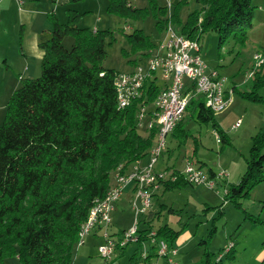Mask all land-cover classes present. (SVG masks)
<instances>
[{
    "label": "trees",
    "instance_id": "obj_1",
    "mask_svg": "<svg viewBox=\"0 0 264 264\" xmlns=\"http://www.w3.org/2000/svg\"><path fill=\"white\" fill-rule=\"evenodd\" d=\"M254 1L195 0L200 8L189 14L181 34L200 40L213 30L220 44L230 39L243 44L254 27ZM188 2L180 0L179 5ZM107 10L121 17L144 12L132 9L129 0H109ZM161 11L167 14L166 8ZM80 15L69 10L66 23L50 15L52 29L38 38L43 51L41 74L23 79L6 105L0 124V264L14 255L20 264H71L81 225L89 218L94 201L110 189L112 173L127 172L128 165L146 157L157 142L159 126L148 128L151 111L147 110L146 134L139 131L138 116L144 106L155 102L162 86L157 80L147 82L142 96L120 109L115 84L119 73L103 66L108 32L79 27ZM176 18L178 12L168 21ZM67 36L74 40L70 49L64 46ZM129 38L135 50L152 48L141 30ZM251 80L250 90L233 87L231 91L261 102L258 91L264 85V64L255 68ZM191 92L186 97L192 99L187 110L192 107L195 119L216 132L224 149L230 141L215 112L205 106L202 96L191 98L194 86ZM181 123L174 136L180 131L187 139L190 134L183 132ZM263 151L264 134H258L253 137L246 172L225 194V201L255 222L260 219L252 217L240 200L264 182ZM165 183L166 190L189 184L179 175L175 182ZM157 233L170 246L179 237V232L167 226ZM144 237L140 242L148 241L147 234Z\"/></svg>",
    "mask_w": 264,
    "mask_h": 264
},
{
    "label": "rangeland",
    "instance_id": "obj_2",
    "mask_svg": "<svg viewBox=\"0 0 264 264\" xmlns=\"http://www.w3.org/2000/svg\"><path fill=\"white\" fill-rule=\"evenodd\" d=\"M179 2L180 0H146V4H142V2L136 4L140 8L146 7L141 8L144 10L141 16L121 17L109 13L107 5L105 6V15H100L96 10L97 0H80L76 2V9L81 13L77 24L81 28L90 30L100 26L101 31H107V56L103 61V66L115 70L120 75L129 74L138 65L147 67V52L149 51L147 48L141 51L135 50L129 35L136 30H141L152 45L151 49L156 53V49L167 37L166 22L171 18L172 13L178 12V18L171 21L172 28L181 33L182 26L189 14L200 8L195 0H189L188 3L181 6ZM169 4L172 7L169 8ZM19 6L22 9L26 7L23 2ZM165 8L167 14L164 16L161 10ZM255 13L254 27L249 31L247 40L243 44L234 39L220 44L219 36L213 30L206 31L200 39L203 60L208 69L217 70L218 74L224 78L226 88H231L234 85L238 91H248L252 87L251 74L256 68L254 56L264 52V17L258 6ZM99 16L106 21L99 24L97 21ZM16 17L17 15H15ZM5 23L7 25L6 33H2V29L0 30V124L5 119L6 105L13 94L12 89L21 86L26 68L25 64L20 61L21 24H17L15 21ZM73 41L71 36H67L64 46L70 49ZM3 55L10 59L9 62L5 61ZM33 73L36 75L35 77H38L41 74V65ZM157 83L163 84L160 72ZM258 94L263 98L261 102L250 101L235 92L234 101L231 103L229 101L224 110L215 112L220 128L230 141V144L226 145L224 149H221L222 144L217 141V134L212 128L193 119L191 115L187 116L193 111V108L190 107L188 111L186 110V116H183V119L184 117L186 119L183 132L190 134V137L185 139L180 131L177 132L179 136H170L167 144L178 151L177 157L170 161L169 167L175 165L180 169L179 171L183 172L187 157H193L191 158L193 160L195 157H199L207 167H211L217 172L227 171L228 176L225 181L227 186L238 183L247 169V159L250 157L253 137L264 134V85L260 87ZM194 98H197V95ZM226 99L228 101V98ZM188 100L192 99L189 97ZM238 121H240V126L233 129V125ZM139 131L146 134L144 127H140ZM186 155L187 157H185ZM159 161L154 166L155 171H159L157 170L159 165L161 166ZM207 167L205 170L208 172L209 168ZM113 180L114 173L111 175V182ZM225 182L217 181L214 189L190 185L163 190L158 194V199L153 201L155 211L160 216L155 222L156 226L158 228L167 226L171 230L179 232L178 245L180 249L176 258L178 264H262L264 262V213L261 219L257 218L262 205H264L263 202L261 204L258 201V199H264V182L257 186L259 191L255 206L250 208L251 202L248 198L240 200L245 203L244 207L248 209V212L255 215L253 216L255 219H260L258 222H253L249 218L246 220L245 213L234 203L224 204ZM131 208L133 209V204ZM133 211V214L127 212L126 215L121 213L114 215L111 224L113 227L109 228L111 236L123 229L130 231L136 224H140V216L136 215L134 209ZM100 236L93 238L88 235L83 245L77 244L73 249L71 264H111L99 254ZM232 243L235 246L233 251L235 257L232 261L226 257H218ZM5 263L20 264L18 255L7 258Z\"/></svg>",
    "mask_w": 264,
    "mask_h": 264
},
{
    "label": "built area",
    "instance_id": "obj_3",
    "mask_svg": "<svg viewBox=\"0 0 264 264\" xmlns=\"http://www.w3.org/2000/svg\"><path fill=\"white\" fill-rule=\"evenodd\" d=\"M167 37L160 45L156 53L152 49L147 52L148 64L144 68L140 66V73H129L118 75L116 77V88L118 93V107L124 109L132 103V101L140 98L144 91L145 85L151 80L158 81V73L156 71V63L165 64V72H160L163 81V103L161 109H154L150 113V117L159 116L157 125L163 126V143H160L157 150H153L150 157V163L146 166H134L129 178H121V172L116 174V192L110 194V197H101L100 204L95 205L96 220L88 221V217L81 225V243H85V238L96 229L102 231L104 244L98 248L99 254L103 259L110 261L114 250L117 247H125L130 243H139L141 241L140 227L136 224L130 231L122 232L119 239H114L109 228L113 220V212L115 208H106V200L115 199V207L124 189L129 185H134V200L133 209L136 215L148 213L152 206L156 193L165 186L163 181V171H155L154 166L160 156L167 147L168 137L170 133V124L172 123V114L177 111L182 97H187L191 92L193 75L197 72H205V80L200 81V89L206 91L205 106L213 112L216 107H219V96L229 95L232 91H228L225 87V80L217 70L208 69L205 61L202 58V48L200 40L190 39L185 35L173 30L172 23L168 22ZM259 66L264 64V58H255ZM147 115V107H143V117H138L139 126L142 127ZM240 126V121L233 125V129ZM150 127V121L148 123ZM217 141L220 143V138L217 136ZM182 176L190 185L201 186L209 189H214L217 181H224L228 174L225 170H221L214 174V177L206 174L201 166L194 160L193 162H185L183 172L177 174ZM177 177L172 179L175 182ZM227 193V190L225 191ZM147 238L152 247L156 250V258L149 259L148 253L144 252L142 259L138 264H158V260L163 259L166 264H178L177 256L179 248L170 246L168 242L158 236L157 230L150 229L147 233ZM233 244L224 253L218 257H225L230 252ZM217 257V258H218Z\"/></svg>",
    "mask_w": 264,
    "mask_h": 264
},
{
    "label": "crops",
    "instance_id": "obj_4",
    "mask_svg": "<svg viewBox=\"0 0 264 264\" xmlns=\"http://www.w3.org/2000/svg\"><path fill=\"white\" fill-rule=\"evenodd\" d=\"M78 1H80V0H23L22 2L25 3L26 7H25V9H22L19 6L20 3H22L21 0H0V27H1L0 30L2 29V33L5 34L7 31V25L5 23L7 21H8V23L9 22L13 23L15 21L17 24H21V37H20V47H21L20 58H21V60L20 61L23 64H25V66H26L25 74L23 75L24 79L37 78V77H35L36 75H33L34 74L33 72H35V69L37 67H40V65L42 63V58H43V51L38 46V38H39V35L44 30H51L52 29L53 25H52V19L50 18V15L53 14V15L57 16L58 19L62 23H66L68 20V11L69 10L81 14L78 11V9H76L77 8L76 2H78ZM104 1H106V2L103 3V1L101 2V0H97V3H96L97 4L96 10L100 13V15H103V16L105 15L104 13H105L106 7L108 8V5H109V0H104ZM141 2H142V4H146V0H129V5L132 9L146 8V7H141V8L137 7L139 5L136 6V4L141 3ZM255 3L257 4L259 11H261L262 16L264 17V0H255L254 4ZM170 7H172V5L169 4V8ZM171 12H172V8H171ZM15 15H17L16 18H15ZM255 16H256V13H255ZM97 21L100 24V23H104V21H106V20L99 16ZM260 22L263 24V22L261 20H260ZM167 24H168V22H166V25ZM93 30H95V31L101 30V28H100V26L94 27ZM0 35H1V33H0ZM3 56H4L3 58L5 59V61L9 62L10 59L6 55H3ZM31 68H32V71H31ZM20 76H22V75L20 74ZM162 85L163 84L160 85V88ZM233 87H236V86L233 85L231 88H226V89L228 91H231V89ZM16 88L12 89L13 90L12 93L16 90ZM162 90H163V88L161 89V91ZM196 95L197 96H203L204 98H206L204 95L197 94L195 92L194 96H196ZM234 95H235V93H232L231 95H229L228 104H229V101H230V103L234 101ZM194 96H192V98H194ZM195 99H197V98H195ZM153 108H154L153 103L149 104L147 106L148 112L152 111ZM185 114H186V112H185ZM185 114H184V116H186ZM190 115L193 119H195L196 112L194 111V109L187 116H190ZM148 119H149V115H146L145 122H147ZM182 120L183 121L181 123V128H183V125L186 121L185 117ZM155 121H156L155 118L152 116L151 120H150V125L151 124L154 125V124L158 123L157 121L156 122ZM145 122L142 126L144 128H146ZM171 135L174 136V132H172L169 135L168 139L170 138ZM177 151H178L177 149H175L174 147H171L169 144H167L166 149L164 150V152L162 153V155L159 159L160 160L159 162H161V166L159 165L157 170L160 171V170L165 169L168 171L181 172V171H179L180 169L178 167H176L175 165H173L172 167H169L170 161H173L174 158L177 157ZM185 157H187V155ZM191 158H193V157H191ZM191 158L187 157V159H191ZM149 159H150V155L148 154L142 160L128 165L126 171L129 172L130 170H132L136 164H138L140 166H146L147 164H149ZM191 160L193 161V159H191ZM194 161L199 166H201L203 168V170L205 171V173L210 175V177L213 178L214 174L218 173L217 170H214L211 167H207V165H205L206 163H204V161L200 160L199 157H195ZM183 162H184V160H183ZM182 167H183V165H182ZM205 167L209 168L208 172L205 170ZM169 169H173V170H169ZM229 176L231 178V175H229ZM115 177H116V172H114V180L111 182V186H113L115 184V181H116ZM183 180H185V179L183 178ZM240 180L238 181V183L240 182ZM225 181H226V179L223 182H225ZM226 183L227 182L224 183L225 184L224 185L225 191L228 189V187L230 185L238 184V183H233V184H230L227 186ZM186 186H190V184H186L183 187H186ZM198 187H201V186H198ZM165 188L166 187L164 186L163 188H161L156 193L154 200L158 199V194L161 191L166 190ZM258 189L259 188L256 187L251 192L250 196L247 197L248 200L251 202L250 208L252 206H255V204L257 203L256 196H257V193L259 191ZM133 200H134V185L131 183L124 189L122 196L120 197L119 201L117 202L115 210L113 212V219H114V215H116V214L120 215V213H121L122 215H126L127 212H130V214H133L134 211L131 208ZM263 200L264 199H258V201L261 204H262V202L264 204ZM226 203L230 204L229 201H225V199H224V204H226ZM242 203L244 206L245 203L244 202H242ZM247 211H248V209H247ZM263 213H264V205H262L261 212L259 213V216L257 218L261 219V216ZM250 215L252 217L255 216L253 213ZM159 217H160L159 214L155 211V206H152L151 210L148 213L140 215L141 222L139 224V227H140V235L142 237H144L148 233V230H150V229H154V230L159 229L155 223L156 220L159 219ZM245 219L247 220L246 214H245ZM111 227H113V225H111ZM122 231H124V229ZM122 231L116 233L112 237L116 240L119 239ZM99 235H101L99 241L101 240L100 245H102V244H104L105 240H104V237L102 236L101 230L96 229V230H93L89 234V236L93 237V238H98ZM178 241H179V237L175 241V246H177L180 249V246L178 245ZM234 247L235 246L233 244V248ZM233 251H234V249H233ZM144 252L148 253L149 259H155L156 258V256H155L156 250L152 247V245L149 243V241L146 240L144 242H139V243H130L123 248L117 247L114 250V253L112 255L111 260L108 262L111 264H114V263H116V264H138L141 261L142 255ZM227 254L225 255V257L229 261H232V259L235 257L234 252H232L230 254V256H227ZM158 264H166V263L163 259H160V260H158ZM262 264H264V262H262Z\"/></svg>",
    "mask_w": 264,
    "mask_h": 264
},
{
    "label": "bare ground",
    "instance_id": "obj_5",
    "mask_svg": "<svg viewBox=\"0 0 264 264\" xmlns=\"http://www.w3.org/2000/svg\"><path fill=\"white\" fill-rule=\"evenodd\" d=\"M255 58H264V55L263 54H256ZM258 67H259V63H256V68H258ZM156 71L157 72H165V64L164 63H156ZM132 73H140V66H138ZM204 80H205V72H197V75H193V82H192L191 86L195 87V92L197 94H202L206 97V91H202L200 89V81H204ZM161 103H163V90L158 95L155 102L153 103L154 109H161ZM187 105H188V99L186 97H182V100H180V105L178 106L177 111H175L172 114V123L170 124V133H172L174 131L177 124L179 122H181V120L183 119V116L187 110ZM227 105H228V101L226 99V96H219V107H216V109H214V112L224 110L227 107ZM138 117H143V108H142L141 112L139 113ZM153 117L159 123V116H153ZM152 126H153V124L150 125V127H152ZM158 126H159V129L157 132V142H156L155 146L149 152L150 157L153 153V150H157V147H159L160 143H163V134H162L163 133V126H161V125H158ZM186 162H193V161L191 159H187ZM135 166H140V165L136 164ZM132 171L127 173V174H124V173L121 174V178H129V175H131ZM175 177H177V174L175 171L165 170V172H163V181H165V182L172 181V179H174ZM115 192H116V183L113 187H111L108 190V192L106 193V195L104 197H110V194H115ZM94 204H100V198L96 199L94 201ZM106 208H115V199L106 200ZM95 220H96V212H95V205H93L90 209L88 221H95ZM79 238H80V240H79L78 245L81 243V231L79 233Z\"/></svg>",
    "mask_w": 264,
    "mask_h": 264
}]
</instances>
